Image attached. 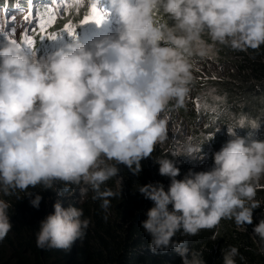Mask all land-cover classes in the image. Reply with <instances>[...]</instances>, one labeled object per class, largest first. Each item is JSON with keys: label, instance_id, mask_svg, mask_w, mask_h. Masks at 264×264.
Returning <instances> with one entry per match:
<instances>
[{"label": "clouds", "instance_id": "obj_1", "mask_svg": "<svg viewBox=\"0 0 264 264\" xmlns=\"http://www.w3.org/2000/svg\"><path fill=\"white\" fill-rule=\"evenodd\" d=\"M32 1L45 0L5 1L0 16L22 12V30H35L39 20ZM108 6L116 19L115 34L107 36L108 31L90 47L79 37L68 43L63 29L56 36L65 39L63 44L51 48L54 39L34 43L30 50H40L39 59L16 44L0 46V192H24L32 197L33 208L42 197L27 190L38 185L53 189L57 181L79 187L81 198L89 188L96 194L93 199L112 195L99 189L113 177L120 187L117 165L138 174L140 161L168 139L161 113L170 101L183 105L193 55L203 57L215 44L238 50L264 45V0H108ZM154 10L171 23H156ZM94 24H74V36ZM205 34L211 44L202 39ZM242 119L235 126L246 123ZM235 126L227 127L231 138L213 153L210 170H189L176 179L180 172L174 159L201 151V146L189 147L173 151V159H155L159 175L170 179L167 191L159 183L137 187L153 203L140 225L153 254L172 249L182 264H204L200 252L173 239L177 232L193 236L223 218L233 219L238 228L253 224V210L264 203L255 199L264 178V141L254 140L259 125L249 128V138L236 135ZM101 207H108L106 199ZM8 208L0 200V239L12 229ZM88 225L81 208L63 207L57 200L38 225L36 246L68 252ZM252 232L264 243V217ZM221 254V264H236V247Z\"/></svg>", "mask_w": 264, "mask_h": 264}, {"label": "trees", "instance_id": "obj_2", "mask_svg": "<svg viewBox=\"0 0 264 264\" xmlns=\"http://www.w3.org/2000/svg\"><path fill=\"white\" fill-rule=\"evenodd\" d=\"M5 1L9 0H0V6ZM153 18L158 24L171 23L168 17L159 10L153 11ZM66 23L68 22L56 19L46 35H58ZM34 41L37 43L38 40L34 39ZM217 45L220 53H228L232 58L230 61L236 68V72L249 73V78L244 79L243 82L259 79L260 84L255 89L264 88V45L256 49L247 48L244 50ZM193 58L199 57L194 56ZM207 105L209 103L206 102L201 109L206 108ZM198 107L199 105L196 108L185 107L183 109L182 106H177L173 100L169 102L164 111L167 115H173L174 112L179 115L186 113L189 118L183 120L188 122L190 118L197 117ZM253 113L252 118H246V123H244L245 126L247 125L246 131L239 130L240 127L235 126L236 135L249 138L248 134L252 131L249 128L254 124L258 125L261 119L256 116L257 111ZM218 118L216 114L207 115L204 118L205 128L209 126L210 129H213ZM224 125H226V121L222 124V126ZM205 128L203 127V130ZM213 136L215 135L208 132L202 139V144L206 146V142H209ZM230 138L228 137V140ZM173 151L175 150L170 147L166 148L157 144L150 157L140 161L141 170L136 175L126 166L117 165L119 169L117 178L120 179V187L117 185L115 177L109 179L100 185L99 191L111 192L112 195L103 198L93 199L96 194L91 188L81 198L79 187L66 186L59 181L54 183L53 189H43L38 185L27 190L33 195L39 194L42 197L38 208H33L30 205L29 201L32 197L25 196L24 192L15 190L10 191L7 195L0 192V200L9 204L7 212L12 225V229L3 239H0V264H182L180 256L172 249L165 253L153 254L148 247L150 237L140 227L141 222L146 219V212L153 206V203L145 199L137 187L159 183L167 191L170 179L159 175V165L155 159L164 157L173 159L171 157ZM174 163L180 172V175L176 177L177 180L182 179L189 170L193 172L208 171L213 165L210 164L208 169L204 168L186 155L176 157ZM57 192H61L63 197L58 196ZM105 199L108 201V207L102 208L101 205ZM255 199L264 201L263 189H257ZM57 200H60L63 207H68L71 204L81 208L83 218L89 220L83 238L76 241L68 252L56 249L42 250L36 246L35 242V233L40 221L53 212V204ZM262 217H264V203L253 210L252 225L238 228L233 219L223 218L211 229L200 230L193 236L177 232L173 239L186 242L189 251L200 252L204 264H221V252L229 246L238 249L236 264H264V250H262L264 243L252 232L253 226Z\"/></svg>", "mask_w": 264, "mask_h": 264}, {"label": "rangeland", "instance_id": "obj_3", "mask_svg": "<svg viewBox=\"0 0 264 264\" xmlns=\"http://www.w3.org/2000/svg\"><path fill=\"white\" fill-rule=\"evenodd\" d=\"M72 1L45 0L41 3L32 1V4L37 5V13L40 15H45L48 9L54 8L56 9L57 20H64L78 26V22L87 14L90 4L86 0H80L79 4H76L75 0ZM97 7L106 13L102 23L109 31L107 36L114 35L117 24L115 17L110 12L108 1L105 3V0H98ZM21 13L9 12L5 17L0 16V46L8 43L9 39L22 43L25 35H32L35 32L36 35L33 34V38L39 37L38 25H36L35 30L32 28L22 30L26 27V20L21 18ZM37 13L35 18L39 20ZM6 21L8 22L7 26L5 25ZM202 39L211 44L207 35L203 36ZM46 41L50 42L51 40L45 37L41 41L38 40L36 44L41 45ZM22 50L29 57L35 56L37 59L43 57L40 55V50H30L28 48H22ZM194 56L199 58L194 59ZM230 59L232 60L228 53L219 52L217 44L212 46L203 57L193 55L190 58L192 73V80L189 84L190 92L184 98L182 107L183 109L185 107L191 109L199 105L196 113L197 117L184 122L183 119L189 118L186 113H182V116L175 114V112L173 115H167L165 111L161 113V117L167 120L168 139L160 145L166 148L170 147L180 153L185 152L189 147L197 149L201 146V151L198 154L194 152L196 156L190 158L207 169L210 164H213V153L218 151L228 140L227 127L234 128L236 119L243 118L242 122L244 123L246 118H252L253 112L257 111L256 116L258 117L260 114L261 119L255 132V140L264 141V88L255 89L260 84L259 79L243 82L244 79L249 78V73L236 72V68L232 65ZM206 102L209 105L201 109ZM213 114H216L217 118L219 117L217 124L213 129H210L209 126L205 128L204 118ZM224 121H226V125L222 126ZM203 127L205 130H203ZM245 127L247 125L243 124L239 130L246 131ZM234 131H236V128ZM208 132L215 136L209 142H206L205 146L202 144V139L205 138ZM216 140L218 142H215ZM259 184V188L264 190V178L259 181Z\"/></svg>", "mask_w": 264, "mask_h": 264}, {"label": "snow or ice", "instance_id": "obj_4", "mask_svg": "<svg viewBox=\"0 0 264 264\" xmlns=\"http://www.w3.org/2000/svg\"><path fill=\"white\" fill-rule=\"evenodd\" d=\"M31 2V0H30ZM80 0H75L76 4H79ZM98 0H91L90 6L88 8L87 14L83 16V18L80 20V25L82 24H88V23H95L96 25H99L103 19L105 18L106 13L103 12L102 9L97 7ZM30 14L33 11L30 8ZM37 16L39 18V25H38V34L40 36V39H44L47 37L48 39H55L56 34H47V27L53 23V21L56 19V9L50 8L47 10L45 15H40L37 13ZM63 32H66L69 36H73L75 32V27L71 22L66 23L63 26ZM8 43L19 45L21 48H33L34 45V38L32 35H25L23 37L22 43H17L14 39H9L7 41Z\"/></svg>", "mask_w": 264, "mask_h": 264}]
</instances>
